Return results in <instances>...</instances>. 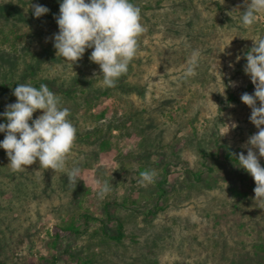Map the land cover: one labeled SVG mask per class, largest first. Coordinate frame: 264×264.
I'll return each instance as SVG.
<instances>
[{
    "label": "rangeland",
    "instance_id": "1",
    "mask_svg": "<svg viewBox=\"0 0 264 264\" xmlns=\"http://www.w3.org/2000/svg\"><path fill=\"white\" fill-rule=\"evenodd\" d=\"M4 1L28 9V14L31 4L46 6L48 0ZM139 1L147 5L141 13L145 30L138 37L128 80L145 93L120 92L92 108L80 102L61 103L70 109L68 119L77 130L66 167H80L82 179L69 184L64 172L40 168L38 159L13 173L6 151L0 148V161L9 174L0 173V261L5 264H23L28 256L41 255H57L56 264H90V260L92 264H264L253 254L256 244H264V209L254 204L251 175L239 167L235 179L232 171L225 174L246 193L235 195L226 184L208 188L194 181L187 185L184 164L178 160L198 168L203 162L198 145L216 150L217 141L247 154L241 146L258 129L249 119L251 109L240 99L242 93L255 91L244 72L245 54L254 43L252 38L264 37V18L245 30L241 26L244 0H224L223 5L219 0ZM58 12L52 14L50 9L42 16L49 29L42 39H35L33 48L54 42L59 28L52 19ZM193 52L199 54L196 75L184 79ZM46 65V72L64 70L62 64ZM79 68L93 76L100 69L89 57ZM223 89L224 95L219 92ZM230 93L239 100L230 101ZM103 111L107 119L116 113L127 115L123 127L113 129L108 152L98 142L81 138L98 124L93 115ZM41 114L37 110L33 119ZM234 122L237 127L232 128ZM221 130L229 131L221 137ZM164 143L176 144L179 158L169 160L161 153L159 146ZM169 161V192L163 200L156 193V182L164 178L158 164ZM145 166L158 176L142 187L138 180ZM105 180L112 191L100 200L97 191ZM163 201L166 208L150 218L149 211ZM85 208L96 219L82 228L80 236L64 238L53 247L49 232L63 220L79 218ZM118 219L126 228L122 242L108 234L115 231Z\"/></svg>",
    "mask_w": 264,
    "mask_h": 264
},
{
    "label": "clouds",
    "instance_id": "2",
    "mask_svg": "<svg viewBox=\"0 0 264 264\" xmlns=\"http://www.w3.org/2000/svg\"><path fill=\"white\" fill-rule=\"evenodd\" d=\"M219 3L223 5L224 0ZM243 7L241 26L245 30L264 18V0H244ZM30 8L36 18L50 11L40 4H31ZM231 13L228 14L232 16ZM55 19L59 28L53 34L56 57L74 65L82 59L86 49H93L89 59L100 67V72L94 76L102 75V87H116L136 58L138 37L145 30L140 8L131 0H62ZM252 39L254 43L245 54L244 72L250 77L255 91L242 93L240 99L251 109L249 119L258 131L241 146L247 149V154L241 151L234 155L235 166L254 179V204L264 209V166L260 163V158L264 157V37ZM240 59L237 56V61ZM198 62L199 54L193 52L183 70L184 79L196 75ZM219 92L225 94L224 89ZM12 94L17 98L16 102L8 104L0 113L6 118L5 123H0V132L6 134L0 141V148L6 151L11 171L22 172L38 159L40 168L52 169L55 173L62 171L69 184H77L82 179L80 167H66L77 131L68 119L70 109L62 107L61 97L44 83L38 88L19 83ZM37 110H42V114L33 119ZM231 127L235 128L237 124L234 122ZM227 132L221 130V137ZM139 176L138 183L147 187L155 182L158 174L155 170L145 169ZM85 184L87 186L86 181ZM111 191L110 182L105 180L97 191L98 198L105 199Z\"/></svg>",
    "mask_w": 264,
    "mask_h": 264
},
{
    "label": "trees",
    "instance_id": "3",
    "mask_svg": "<svg viewBox=\"0 0 264 264\" xmlns=\"http://www.w3.org/2000/svg\"><path fill=\"white\" fill-rule=\"evenodd\" d=\"M62 0H48L44 2L48 6L52 14H56L59 10ZM135 6L139 7L141 13L145 10L147 5L141 6L139 0H131ZM50 13V15H52ZM59 12L57 13V15ZM56 15V16H57ZM53 24L58 26L56 19H52ZM47 22L42 18H36L33 12L28 14L20 7L14 4H7L4 0H0V113H3L6 106L11 103H15L17 98L12 94L13 89L18 86L19 83L31 84L34 87H39L41 83L47 84L49 89L58 95L62 99V104L69 101L80 102V105H84L92 108L95 103L103 102L111 96L118 95L122 92L124 95H130L131 93H137L143 95L145 93L144 88H140L137 84L128 80L131 74V65L126 75L119 78L117 86L114 88H104L101 86L102 75L97 74L93 76L89 72L79 68V64L83 59L90 57L93 49H86L82 59L78 63L72 65L70 62L63 58L56 57V50L53 43H45L41 49L37 50L32 47L35 39H42L44 37L47 27ZM11 56H8L10 55ZM7 56V57H6ZM85 56V57H84ZM6 57V58H5ZM55 66L62 64L64 70L58 71V73H52L45 67ZM69 68L74 69L75 72H69ZM100 72V69L97 73ZM228 99L230 101H238V97L233 93L229 94ZM127 115H118L111 119H107V112L103 111L100 114L93 115L98 123L94 130L86 131L81 138L86 142H98L101 150L108 152L112 147V131L114 128H121L126 120ZM6 118L0 116V123H5ZM31 123V121L29 122ZM106 130L109 131L106 134ZM5 133L0 132V141L5 138ZM216 150H211L202 145H198V149L201 152L203 162L198 168L191 167L189 162L178 159L181 164H184V179L187 185L199 182L203 186L208 188L218 187L226 184L235 195H245L243 188L239 187L238 190L236 182L233 179H229L225 176L226 173L231 171L232 177L235 179L238 176L235 169L236 157L234 154L239 152L232 146L226 143H219L217 141ZM176 144H161L159 149L161 153L171 160L172 158H179L178 152L175 149ZM174 156V157H173ZM169 162L158 164L161 168L164 178L156 182L157 191L160 199H166L169 192L168 174H169ZM262 166H264V160H260ZM151 169L149 166L143 168ZM235 169V170H234ZM7 166L0 161V173L1 175L9 176L7 174ZM223 173L220 175L219 173ZM250 184L255 185L254 179L250 176L248 179ZM256 186V185H255ZM255 186L253 188H255ZM162 201V200H161ZM125 202V200H124ZM107 206V205H106ZM166 208L165 202H159L154 209L149 211L153 218L157 213ZM79 218H73L70 220H63L55 225L54 229L49 232L52 238L53 247H57L58 243L67 237L80 236L83 231V227L89 224V221L96 219L89 208L82 209L79 214ZM84 221L83 224L81 222ZM115 231L109 232V236L117 242H122L126 236V228L124 222L120 219L116 221ZM254 257H258V261L264 259V256L260 253H264V244L259 243L255 245ZM70 251V248H68ZM13 254L17 256V249H13ZM260 255V256H259ZM255 259V258H253ZM58 260L57 255L51 257L47 255H41L40 257L28 256L26 260H23V264H56ZM86 261H84L85 263ZM83 263V262H82ZM87 263L92 264V260ZM0 264H5L4 261H0ZM155 264H159L158 261Z\"/></svg>",
    "mask_w": 264,
    "mask_h": 264
}]
</instances>
